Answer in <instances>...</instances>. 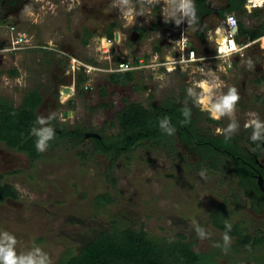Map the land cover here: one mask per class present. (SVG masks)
<instances>
[{"label": "rangeland", "instance_id": "1", "mask_svg": "<svg viewBox=\"0 0 264 264\" xmlns=\"http://www.w3.org/2000/svg\"><path fill=\"white\" fill-rule=\"evenodd\" d=\"M25 5L31 6L34 16L22 12ZM107 5V0H0V98L18 106L25 91L37 89L42 100L35 109L37 117L52 115L51 123L66 129L79 128L85 133L78 144L56 137L58 142L49 145L35 161L0 140V182L13 186L18 194L16 199L0 202V230L16 235L20 241L18 252L40 246L50 254L53 264H62L76 255L101 231L119 226L142 228L148 234L172 239L179 235L185 241L195 239L202 252L211 254L208 260L214 264H262L264 241L259 239L261 242L253 246L234 249L235 236L230 235L232 243L224 254L221 237L225 230L211 220V214L218 210L223 224L238 222L247 229L246 233L264 235V205L260 212L254 210L250 195L236 182L229 159L222 158L214 168L206 161L184 155L178 140L166 135L157 142L141 138L127 153L112 160L111 156L95 152L90 136H85L96 133L113 141L122 131L119 120L127 103L138 102L145 108L149 103L160 104L167 97H179L185 86L202 78L191 72L182 73L179 68L167 73L162 68L153 71L143 66L132 71V80L118 84L109 76L125 72L94 71L88 78L77 69L73 71L72 64L76 67L80 61L110 68L114 58L124 59L128 52L149 62L151 51H159L166 43L165 38H156L160 25L151 28L152 37L140 38L134 30L137 26L150 28L157 24L156 20L124 28L119 11L103 13ZM159 10L153 9L152 16L159 15ZM258 11L255 10L258 16L248 15L242 7L236 15L240 22L256 26L264 17V9ZM136 20L140 21V17ZM10 25L32 36V49L12 48L18 35L7 32ZM109 29L112 33L119 31L123 39L113 56L104 60L95 47ZM244 34L249 32L239 34V39L245 40ZM257 47L258 44L251 45L244 55L253 59L254 71L235 60L238 69L231 68L222 75L228 85L238 88L241 96L236 113L240 130L235 135L242 137V143L252 131L243 127L247 113L258 112L264 120V100L259 99L264 98V68ZM197 50L204 53V45L197 46ZM158 74H163L164 79H155ZM58 78L62 85L75 86L63 97ZM208 117L203 112L196 126L209 133H216L217 128H226L229 123L227 117L217 122ZM259 158L264 164V154ZM201 171H205L204 178L199 175ZM248 188L253 192L251 184ZM103 193L113 200L98 206L96 197ZM112 220L117 224L113 225ZM198 226L210 234L208 239L198 237ZM218 243L221 247H216Z\"/></svg>", "mask_w": 264, "mask_h": 264}, {"label": "trees", "instance_id": "2", "mask_svg": "<svg viewBox=\"0 0 264 264\" xmlns=\"http://www.w3.org/2000/svg\"><path fill=\"white\" fill-rule=\"evenodd\" d=\"M244 1H240L237 6L238 10L243 7ZM253 14L257 15L256 12ZM263 28L264 24L260 22L256 28L247 31L239 23V34L247 31L249 34L246 36L256 38L263 32ZM134 30L137 31L140 38L143 37L144 28L139 27ZM106 34L111 36L112 29H109ZM86 35H89V33ZM154 49H157V47L155 46ZM131 58L133 61L136 60L134 55ZM11 73L16 75L17 71L12 69ZM133 77V72L128 71L121 74H112L109 79L112 82L122 84L132 80ZM144 88H146V85ZM184 90H186V86ZM259 99L264 100L261 97ZM173 101L172 98L167 97L160 104L149 103L146 108L138 102L127 103L121 112L119 120L122 131L116 135L113 141H108L103 136L89 137L95 152L106 154L111 156L112 160H115L121 154L127 153L134 142L141 138L157 142L159 138L167 135L159 127V119L167 116L170 118L171 125L176 128L175 133L188 145H192L191 148L197 150L198 156L202 161H206L215 168L218 166V162L224 158L223 156H229L228 159L234 165V170L238 175V186L246 195H250L254 210L260 212L264 205V193L258 188L256 178L252 174L255 172L254 168H261L257 162H259V157L264 154V144L257 148V143L259 142H252L250 140L251 134L246 137V142L243 143L246 148L238 146L242 138L239 135H234L227 142L225 137L210 136L204 138L200 135H195L196 131L191 125L192 120L189 119L188 123H183V110L181 107L178 109ZM41 102V95L37 89L25 91L18 106H13L7 100L0 98V140L6 143L8 147L23 152L31 161L38 160L41 157V152H38L35 148L36 137L30 134L33 127H39L36 124L37 115L35 109ZM207 119L217 122L209 117ZM51 125L56 133L55 138L58 137V139L72 144H78L83 141L84 132L81 129H66L53 123ZM55 138L50 141L49 145L58 142L55 141ZM203 140L211 142V144L206 146L205 150L202 146H198V142ZM253 149H256V151H253ZM225 150L230 153L228 154ZM262 176H264V170H262ZM250 184L253 187V192L249 191L248 186ZM17 195V191L13 186L0 182V202L6 201L8 198L16 199ZM258 196L262 198L258 200ZM112 200L113 198L106 193L99 194L96 197L98 206H104L112 202ZM220 215L218 210L214 211L211 214L212 223L217 228L226 231ZM114 221L112 220V224L116 225L117 223ZM246 230V228H241L238 222L232 225L229 235L235 236L234 249L248 245L253 246L257 241H264V235H251L246 233ZM179 236L176 239H172L169 236L151 235L142 228L136 230L130 226H119V228L117 227L114 230L106 229L92 237L76 255L70 256L62 264H214L212 260L210 262L208 260L211 254L202 252L197 240L185 241L182 236Z\"/></svg>", "mask_w": 264, "mask_h": 264}, {"label": "clouds", "instance_id": "3", "mask_svg": "<svg viewBox=\"0 0 264 264\" xmlns=\"http://www.w3.org/2000/svg\"><path fill=\"white\" fill-rule=\"evenodd\" d=\"M248 3L251 7H264V0H248ZM161 4L163 6L160 8L159 15L162 17V22L159 24V27L165 30L166 28H164V24L169 30L175 29V36H179L182 31L183 33L179 40V44L186 46L188 39V42L191 45L192 42L185 34L184 26L182 27V24L186 22L187 32L189 30L195 31L196 26L200 23L199 17L197 16L195 0H110V3L102 11L107 15L113 9L118 10L120 18L123 21V27L128 28L135 25L137 17L146 14L150 15L151 9ZM249 10H251V8ZM22 12L30 17L34 16L30 5H25ZM226 24L234 31L237 27L235 16H227ZM139 27L142 28L141 26H137V28ZM114 31L116 30H113V32ZM224 32L225 29L222 26H217L215 28V36L218 38L217 43L219 45L217 52L219 58L222 59L223 64H227L228 67H231V58L234 55L243 54L245 49L250 47V45H238L230 35L225 36ZM157 35H159V33H157ZM144 36L145 35H143V37ZM107 46L111 47V42H108ZM5 51H7V49H5ZM72 58L74 57H70L69 61ZM158 59L159 57L153 58L154 61ZM200 60L202 62L203 57H201ZM196 62V54L195 52H192L189 53L187 59L181 56L177 62L169 57L164 65L152 63L148 65V67L153 71H157L159 67L163 66L166 68L167 73H173L176 71L177 63L180 65L181 71H186L188 65ZM242 63L248 70L254 71L255 64L251 57L244 59ZM223 64L219 65L215 71H213L211 67L194 68L192 71L199 72L202 78L194 79L191 82L190 86L186 89V95L200 107L201 111L206 112L210 119L219 121L224 117L228 118L229 123L226 128H217L215 130L216 134L223 135L227 142L240 130V123L236 118V113L237 105L241 100V96L236 86H230L221 79L219 73L227 72V69ZM69 66H71L70 63ZM120 68L123 71L136 70L125 64H121ZM155 79L163 80L164 76L163 74H158L155 76ZM17 83H20V81L18 80ZM58 84H60L59 93L61 97H63L62 88H64V91L65 88H70L71 91L73 87H75L74 85L73 87L70 86L71 83L62 85L63 83L59 78ZM72 84L74 83L72 82ZM70 91H68V94ZM182 115L184 116L183 123H188L191 117V109L187 106V102H185ZM247 117L248 118L244 122L243 127L252 130L250 140L254 143L259 142L257 143V148H259L261 144H264V120H262L259 113L255 111L248 112ZM53 118L54 116L52 115H49L48 117L38 116L36 124L39 127H33L31 129L30 134L36 137L35 148L38 152L43 153L47 151L50 141L55 138L56 133L54 127L51 125V120ZM159 127L169 136L174 135L176 132V128L171 125L170 118L167 116L159 119ZM253 151H256V149H253ZM199 175L204 178L205 171H201ZM225 228L226 231L222 234L221 238L223 241V252L224 254H227L232 243V238L229 235V232L232 229L231 223L225 222ZM197 235L201 240L210 237V234L203 227L199 226L197 227ZM18 244H20V241L14 233L7 230H0V264H53L50 254L44 251L42 247L34 245L26 251L18 252ZM216 247H221V245L218 243L216 244Z\"/></svg>", "mask_w": 264, "mask_h": 264}, {"label": "built area", "instance_id": "4", "mask_svg": "<svg viewBox=\"0 0 264 264\" xmlns=\"http://www.w3.org/2000/svg\"><path fill=\"white\" fill-rule=\"evenodd\" d=\"M243 7L247 10L248 15H251L253 10L264 9V7H251L248 3V0L244 1ZM250 8H251V10H249ZM229 15L235 16V18L237 20V27L234 31L226 24V18ZM261 22L264 24V17H263V21H261ZM239 23H240V21L236 15V13L233 11H230L224 16L221 23H216L215 25H213V27H211L209 29V31H208V45H210V47H212L211 52H209L205 49L204 53H202V54L199 53L197 48H195L192 44L191 45L189 44L188 39H187V45L186 46L180 45L179 40H180L181 35L183 33L182 31H181L179 36H175V32H176L175 29L164 30L163 28L160 29V27H159L158 31L156 32V34L159 33V35H156V38H158V40H162L165 38L166 43H163V45H161L162 48L160 47L159 51H154V52L151 51L149 62L146 61L144 59V57L141 55H135V54L128 52L126 54L128 56L125 57L124 59L114 60L115 59L114 58L113 59V66L110 68L96 67V66L90 65L84 61H80L79 63L76 64V67L74 64H72L71 69L73 71L75 69H77L78 72L80 71L79 73H81L83 76H87L88 78H91V75H92V73L94 74V71H97V72L105 71V72H116V73L117 72H127V71H123L120 68L121 64H125L131 68H135V69L139 70L143 66H148L152 63L164 65L168 61L169 57L178 62L181 56H183L185 59H187L189 56V53L195 52L196 57H197V62L194 64L188 65V69L186 71H182V73H185V72L190 73L191 72V73H194V75H200L201 76V74L199 72H193L192 70L194 68H200V67H211L212 70L215 71L219 65L223 64V61H222V59L219 58L218 52H217V48L219 47V45L217 43L218 38L215 36V28L217 26H222L225 29L224 35L225 36L230 35L231 38H233L238 45L243 46V45L247 44V45L251 46L253 44H258L259 47L261 48L263 54H264V28H263V32L259 36H257L256 38H249L248 36H246L245 40H241V39H239ZM257 26H258V24H257ZM182 27H183V24H182ZM6 30L8 33H10V35H15V36H16V34L18 35V37L15 39L14 47L12 45L13 49H15L17 47H19V49H20V47L21 48L27 47V49H30L34 46L32 36L27 34L26 31H24V30L20 31V29H16L15 25H10V27H8ZM147 32H148V29H147ZM150 33H151V31H149L148 34L152 37V34H150ZM210 34H211V36H210ZM122 39H123V35H121V33L119 31H114L111 36L105 35V36L99 38L96 41V47L95 48L99 53H101V56H100L101 59L104 58V60H109V58L111 56H113L112 52H115V50L117 48L116 45L118 43H120L122 41ZM103 42H105L107 44H108V42H111V47H108L107 45L104 46ZM247 48H249V47H247ZM247 48L245 49V51L247 50ZM245 51L243 54H237L231 58V67H228L227 64H223V66L227 69V72L229 69H231L234 66L235 60L240 61L241 59L244 58ZM132 55H134V57L136 58L135 61H133V59L131 58ZM154 57H159V59L154 61L153 60ZM201 57H203L202 62L200 60ZM160 68L166 70V68L163 66L159 67V69ZM177 68H179L181 70L180 65L178 63L176 65V69ZM263 68H264V56H263ZM224 74L225 73H219L221 79H222V75H224ZM197 78H200V77L197 76Z\"/></svg>", "mask_w": 264, "mask_h": 264}, {"label": "flooded vegetation", "instance_id": "5", "mask_svg": "<svg viewBox=\"0 0 264 264\" xmlns=\"http://www.w3.org/2000/svg\"><path fill=\"white\" fill-rule=\"evenodd\" d=\"M200 0H195V4H196V8H197V16L199 17L200 23L196 26V30L195 31H187V24L186 22L183 23L184 25V31L185 34L188 36L189 40L191 42H194L195 45L199 46V45H204L205 49L209 52L212 51V47H210V45H208V31L211 27H213L214 24L216 23H221V21L223 20L224 16L230 12V9L233 8H237V6L239 5L241 0H227L225 2H222L220 4H215L212 3L211 0H201V2H199ZM107 3H110V0H107ZM163 5H158L157 7H154L151 9V13L150 15H144L140 17V21L136 20V23L138 25H145L146 22L150 21V20H156L157 24L154 25L155 27H158L159 24H161L162 20H161V16L157 15V16H152L153 15V9L155 8H161ZM244 6V3H243ZM115 11H118L116 9H114ZM160 11V10H159ZM119 19L120 18V14L118 15ZM157 17V18H156ZM122 21V20H121ZM123 22V21H122ZM152 23H155V21H153ZM153 27V26H151ZM151 27L148 28V32L151 30ZM143 28V27H142ZM144 35H149L147 32V28L144 29ZM196 46V47H197ZM188 87H186L187 89ZM172 98V97H171ZM174 101V105L178 107H181V109L183 110L185 102H187V106L191 109L190 103L189 101H192L195 109H196V114H193L194 111L191 110V117L190 120H192V127L193 129L196 131L194 134L195 135H200L204 138L210 137V136H214V137H224L223 135H218L216 133H209V131H204L202 129H200V126H196V123L198 121H200L202 119V111L200 109V107L198 105L195 104V102L191 99H189L186 95V90H184L182 92V94L179 95V97L177 98H172ZM264 99V98H263ZM179 111V110H178ZM206 121V119H205ZM173 138H176L178 140V144H179V149H181V151L183 152L184 155H188V157H191L192 159H198L200 161H202L197 153V150H195L194 148H191L192 145H188L185 141H183L181 139V137L175 133L174 135H172ZM174 140V139H173ZM198 146H202L203 149L205 150L206 146H208L209 144H211V142L209 140H203L198 142ZM239 147H242L245 145L239 141L238 144ZM246 148V147H245ZM228 154L230 153L228 150H225ZM222 157V155H221ZM224 158L228 159V155L223 156ZM230 160V159H229ZM259 162H257L258 166H260L261 168H254V173L252 174L255 178L257 176V174H262V170H264V164L261 162L260 158L258 160ZM232 172L234 173L236 180L238 179V175L236 173V171L234 170V165L232 164ZM264 177V176H263ZM237 182V181H236ZM250 197V196H249Z\"/></svg>", "mask_w": 264, "mask_h": 264}, {"label": "crops", "instance_id": "6", "mask_svg": "<svg viewBox=\"0 0 264 264\" xmlns=\"http://www.w3.org/2000/svg\"><path fill=\"white\" fill-rule=\"evenodd\" d=\"M212 1V3H217V4H220V3H222V2H225V1H227V0H211ZM199 2H201V0L199 1ZM256 10H259V11H262V9L260 10V9H256ZM229 11H233V12H238L239 10H237L236 8H233V9H230ZM255 12V10H253V12L251 13V15H253V13ZM242 25H243V27L247 30V31H250V30H252V29H254V28H256V26H251V25H246L244 22H240ZM215 25V24H214ZM247 35V34H246ZM246 35L244 34V36L246 37ZM243 36V37H244ZM192 45L194 46V47H196L195 46V44H194V42H192ZM197 48V47H196ZM258 48V47H257ZM258 54L259 55H261V59H263V56H264V54H263V52H262V50H261V48L259 47L258 48ZM244 59H246V57H244L243 59H241V61L243 62V60ZM241 62V66H244L243 65V63ZM237 64V63H236ZM238 64L236 65V66H233L232 68L233 69H238ZM239 69H240V67H239ZM231 74H232V72H231Z\"/></svg>", "mask_w": 264, "mask_h": 264}, {"label": "water", "instance_id": "7", "mask_svg": "<svg viewBox=\"0 0 264 264\" xmlns=\"http://www.w3.org/2000/svg\"><path fill=\"white\" fill-rule=\"evenodd\" d=\"M65 91H70V88H65ZM190 103V106H191V110L194 111L193 114H196V109H195V106L193 104L192 101H189ZM86 137L88 136H92V137H100L98 134L96 133H89L87 135H85ZM256 182H257V185H258V188L260 189V191H262L264 193V178L262 176V174H257L256 176Z\"/></svg>", "mask_w": 264, "mask_h": 264}, {"label": "bare ground", "instance_id": "8", "mask_svg": "<svg viewBox=\"0 0 264 264\" xmlns=\"http://www.w3.org/2000/svg\"><path fill=\"white\" fill-rule=\"evenodd\" d=\"M103 45L106 46L107 43L103 42ZM65 94H68V92L67 91H64V88H62V95H65Z\"/></svg>", "mask_w": 264, "mask_h": 264}]
</instances>
